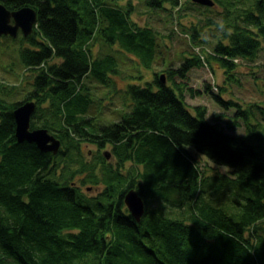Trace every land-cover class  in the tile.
I'll return each mask as SVG.
<instances>
[{"label":"trees","instance_id":"trees-1","mask_svg":"<svg viewBox=\"0 0 264 264\" xmlns=\"http://www.w3.org/2000/svg\"><path fill=\"white\" fill-rule=\"evenodd\" d=\"M0 3L9 10L29 5L36 11L33 31L21 37L29 46L19 56L25 69H37L21 101L6 100L11 92L0 85V264H264L263 158L239 133L207 120L205 106L188 107L183 92L173 88L179 85L175 77L184 79L191 68L205 64L213 70L214 61L229 78L235 58L253 59L264 39V0H254V10L236 14L232 31L222 30L227 41L217 38L212 50L199 45L198 30L192 27L189 56L177 67L170 63L161 72L155 68L145 85L118 89L128 110L109 124L88 115L94 97L83 79L102 87L115 83L110 73L117 72L115 57L107 49L92 56L87 43L97 37L104 46L116 44L118 51L135 56L146 68L160 64L154 59L157 32L135 23L132 4L121 9L88 1L86 20L61 0ZM146 3L181 9L180 0ZM54 57L60 62L48 63ZM202 90L223 109L236 108L234 116L242 120L253 114V106L264 110L257 104L242 108L232 98L224 99L221 88L214 93L207 82ZM26 100L36 103L30 128L54 133L63 146L57 154L16 140L13 109ZM83 140L98 147L110 144L115 165L103 153H96L92 162L83 159ZM193 151L229 167V174L202 178ZM126 161L143 170L123 175ZM57 168L67 177L55 178ZM81 172L86 174L82 183L101 181L102 191L87 196L68 182ZM132 187L146 204L140 221L123 201ZM220 192L239 196V209L205 200L206 193ZM152 198L181 209L191 205L172 218L160 208H148Z\"/></svg>","mask_w":264,"mask_h":264},{"label":"rangeland","instance_id":"rangeland-1","mask_svg":"<svg viewBox=\"0 0 264 264\" xmlns=\"http://www.w3.org/2000/svg\"><path fill=\"white\" fill-rule=\"evenodd\" d=\"M61 1L77 10L82 18L87 20L88 1L95 2L98 0ZM101 1L106 5L121 9H128V3L132 4L130 17L135 23L141 27L149 26L157 32L158 51L155 53L154 59L160 62L157 66L154 64L151 68H146L135 56L124 51H118L114 47L116 44L114 46H104V41L97 37L87 43L92 56L99 55L107 49V52L115 57L116 75L113 71L110 72L114 75L115 83L110 82L102 87L93 80L83 79V84L88 87V91L92 92L94 97L92 103L94 108L91 109L88 115H93L95 121L106 124L117 121L121 114L128 110L119 90L132 83L145 85L152 77L155 68L158 72H161L162 66H168L170 63L171 66L177 67L184 57L189 56L191 48L189 47L187 34L190 33L192 27L198 30L197 39L201 41L199 45L212 50L211 46L217 38L227 41V38L222 36V30L231 32L232 24L235 22L237 15L242 14L245 9H255L254 0H221L225 5L215 2L209 9L198 8L193 5L194 2L191 0H180V11H171L169 7H166L167 9L156 8L148 5L146 0ZM228 1L232 2V6H228ZM237 21L240 24V19ZM249 28L255 31V28ZM21 37L20 31L15 37L0 35V85L6 86L4 88L10 90L11 94L5 96V99L9 101L23 100L26 91L32 88V76L37 73V69H25L20 61V50L25 46H29ZM261 41V49L253 59L238 57L234 59L236 66L229 78L225 77L218 63L212 61L213 70L205 64L191 68L184 79L175 77L179 85H175L173 88L177 93L183 92V98L188 107L205 106L207 120L218 124L225 131L239 133L247 143L254 146L264 160V110L252 107L253 104H257L264 108V39H261ZM59 62L60 59L55 57L48 61V63ZM211 75H213L218 85V90H212L214 93H218L221 88L220 93L224 99L232 98L245 109L252 107L253 114H250L245 120L236 118L234 116L236 108L223 109L208 94L203 92V85L205 82H210ZM197 90H199V93L196 92ZM47 105L48 102H45L41 106ZM79 146L83 159L90 162H92L96 153H103L105 150L111 152L110 144L98 147L95 143L83 140L80 141ZM192 153L202 178L220 173L229 174V170H231L229 167L216 165L195 151ZM107 161L115 165L116 159L112 154ZM133 170L136 172L141 171L143 167L142 165H134L131 161H126L120 169L125 176L129 175L128 171L133 172ZM97 172H99V169ZM85 175V172L75 173L68 177V182L72 183L71 185L78 186L79 191L87 196H94L102 191L104 184L101 181L97 184L87 181L82 183L81 181L86 178ZM54 176L60 180L67 177L61 168H57ZM213 189L217 191L215 187ZM209 199L225 202L228 206H234L237 209H239L238 203L241 202L239 196L229 195L228 192H220V194L206 193L205 200ZM190 205L188 203L186 207L181 209L162 200L159 201L157 198L148 199L147 201L148 208H160L165 215L172 218L181 216ZM187 215L186 212L185 216Z\"/></svg>","mask_w":264,"mask_h":264},{"label":"water","instance_id":"water-1","mask_svg":"<svg viewBox=\"0 0 264 264\" xmlns=\"http://www.w3.org/2000/svg\"><path fill=\"white\" fill-rule=\"evenodd\" d=\"M194 3L212 6L214 0H191ZM36 22V11L29 5L9 10L0 3V35H10L15 37L20 30L25 36L32 32ZM162 81L165 80L163 74L160 75ZM36 109V103L33 100H26L18 104L13 109L15 120L14 135L17 141H27L34 143L40 151H51L56 153L60 146V139L45 127L30 128L31 115ZM105 157H110V152H104ZM123 201L130 214L140 221L145 212V200L135 188H129L123 195Z\"/></svg>","mask_w":264,"mask_h":264},{"label":"bare ground","instance_id":"bare-ground-1","mask_svg":"<svg viewBox=\"0 0 264 264\" xmlns=\"http://www.w3.org/2000/svg\"><path fill=\"white\" fill-rule=\"evenodd\" d=\"M203 6H205V5H203ZM209 7H210V6H209ZM29 34H30V33H29ZM27 35H28V34H27ZM25 36H26V35H25ZM233 61H235V60H233ZM222 70H223V73H224V69H223V68H222ZM210 82H214V83H216V81H215L213 75H211V80H210ZM62 147H63V146H62L61 141H60V146H59L57 152H58ZM47 152L52 153L51 151H47ZM57 152H56V153H52V154H57Z\"/></svg>","mask_w":264,"mask_h":264}]
</instances>
